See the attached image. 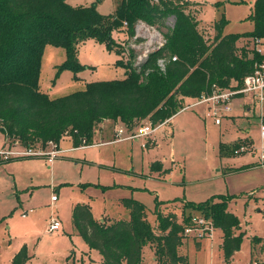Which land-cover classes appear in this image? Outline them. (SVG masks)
Returning <instances> with one entry per match:
<instances>
[{"label": "rangeland", "instance_id": "374dc122", "mask_svg": "<svg viewBox=\"0 0 264 264\" xmlns=\"http://www.w3.org/2000/svg\"><path fill=\"white\" fill-rule=\"evenodd\" d=\"M187 1L200 4L190 10L206 39L214 36L213 26L223 16L228 21L224 34L240 35L254 29L249 17L255 0ZM67 2L75 8L96 5L105 16L115 15L119 6V0ZM167 24L173 27L174 17ZM114 39L120 55L94 40L81 44L78 60L84 69L78 75L70 71L58 75V68L67 60L66 50L47 46L41 65L40 90L53 100L84 91L87 83L122 80L127 73L122 65L138 68L165 42L155 28L142 22L136 26L135 39L128 40L125 34L116 32ZM260 49L264 54V40ZM191 103L185 101V107ZM203 114V107L187 109L148 140L73 149L70 138L65 137L60 143L64 152L53 162L48 160L49 156L0 160V264H12L24 245L32 256L27 264H65L68 257L75 264H101V255L90 250L76 234L72 223L76 204L89 205L96 219L110 224L130 220L123 200L133 199L146 206L149 222L156 228L157 203L161 204L163 213L176 214L182 222L183 214L192 218L200 215L185 209L186 202L199 204L220 196L234 197L228 210L240 219L241 229L236 234L245 233L241 250L231 264H250L255 258L252 245L264 240V164L257 154L221 156L219 146L221 142L238 139L243 131H248L257 145H261L259 127L252 119H238L233 126L219 127L213 120H205ZM118 122L105 128L97 126L94 145L117 140L119 127L115 123ZM147 123L148 119L136 126ZM227 127L229 130L232 127L231 131L226 132ZM145 143L147 147L143 148ZM1 149L25 150L18 144L11 145L0 132ZM33 150L60 152L57 144L46 147L38 144ZM249 164L258 166L236 174L228 172ZM53 196L57 202L52 201ZM52 219L62 225L53 233L49 231ZM222 241L223 233L219 230L212 240L198 241L189 236L179 254L187 258L186 264H225L220 249ZM143 258L145 264H158L155 249L150 245L144 248Z\"/></svg>", "mask_w": 264, "mask_h": 264}, {"label": "trees", "instance_id": "16d2710c", "mask_svg": "<svg viewBox=\"0 0 264 264\" xmlns=\"http://www.w3.org/2000/svg\"><path fill=\"white\" fill-rule=\"evenodd\" d=\"M197 5L187 0H119L116 14L105 16L96 5L75 8L67 0H0V132L6 141L33 149L38 144L59 146L69 137L74 148L93 146L96 128L104 121H119L130 131L146 119L155 126L164 124L184 110L185 101L212 93L214 86L228 88L242 82L254 64L264 60L250 49L255 40H264V0L253 4L252 32L224 34L228 21L223 16L214 24L211 40L200 31L190 10ZM170 17L175 19L173 27L167 24ZM140 22L155 28L165 42L138 68L119 62L127 69L124 79L87 83L84 91L53 100L40 90L47 46L66 50L67 60L58 68V75L63 71L78 75L84 69L78 60L81 44L94 40L120 55L114 33L135 39ZM242 40L248 42L239 47ZM243 143L220 144V155L236 156ZM232 199L220 196L199 204L185 203V209L211 219L223 233L220 249L225 264H231L245 237V233L236 234L241 222L228 210ZM123 205L130 220L110 224L97 220L87 204L73 207L74 229L90 250L101 255V264H145L143 250L149 245L155 249L158 264L187 263L179 250L191 215L183 214L180 222L176 214L163 213L157 203L154 228L144 204L125 199ZM31 259L24 245L12 264H27Z\"/></svg>", "mask_w": 264, "mask_h": 264}, {"label": "built area", "instance_id": "2783aa9c", "mask_svg": "<svg viewBox=\"0 0 264 264\" xmlns=\"http://www.w3.org/2000/svg\"><path fill=\"white\" fill-rule=\"evenodd\" d=\"M253 48L258 54L263 55L260 49L261 40L254 41ZM175 60V59H174ZM190 105L184 108L181 112L197 107H203L205 110V119L213 120L216 126H221L225 120L233 117L235 108H240L242 117L246 119L256 120L261 145H257L254 139L247 137L244 143L237 148L235 155L257 154L260 162L264 164V60L254 64L252 73L246 76L242 82H234L228 88L214 86L210 94H204L200 98L192 101ZM167 123V122H166ZM164 124L153 125L151 122L138 126L130 131L128 128L119 129L117 132V140L111 143H119L127 140L148 139L153 136ZM54 145L53 143H50ZM103 145V144H99ZM146 148V143L142 145ZM60 152L34 151L33 149H25L24 151H6L0 150V160L8 161L10 157H45L49 156L48 160L53 162ZM2 158V159H1ZM53 201L57 200L56 196L52 197ZM25 216V215H24ZM62 227L61 222L52 219L50 222L49 231L56 232ZM216 231L215 225L211 219L197 215L192 218L191 225L186 227L184 231L185 237H194L198 241L205 239L212 240ZM255 258L250 264H264V240L258 242L253 247Z\"/></svg>", "mask_w": 264, "mask_h": 264}, {"label": "crops", "instance_id": "0c3cea01", "mask_svg": "<svg viewBox=\"0 0 264 264\" xmlns=\"http://www.w3.org/2000/svg\"><path fill=\"white\" fill-rule=\"evenodd\" d=\"M255 2V1H254ZM254 4V3H253ZM243 41V43L244 44H246L247 42H248V40L246 41H244V40H242ZM242 41L238 44V46L239 47H242L244 44H242ZM262 41L263 40H261V43H262ZM242 44V45H241ZM241 45V46H240ZM255 47V44H254V42L252 43V44H250V49L252 48H254ZM184 112V111H183ZM180 113H182V112H180ZM179 113V114H180ZM176 117V116H175ZM174 117V118H175ZM174 118H172L170 121H168L165 125H163L154 135H156L162 128H165L167 125H170L171 123H172V121H173V119ZM203 118L205 119V110H204V114H203ZM238 119H242V120H245L246 118H243L242 117V112H241V109L240 108H235V111H234V113H233V117L232 118H230V119H227V120H225L224 121V123L221 125V126H219V127H222V126H226V125H230V126H233V124H235V122L238 120ZM205 120H207V119H205ZM246 120H251V119H246ZM250 122V121H249ZM110 123H113L112 121H105V122H103V123H101L100 125H99V127L100 128H105L106 126H111V124ZM115 124H118V127H119V129H124L125 128V126L121 123V122H118V123H115ZM113 125H114V123H113ZM231 129H232V127H230V130L228 129V127L226 128V132H228V131H231ZM228 130V131H227ZM117 132V131H116ZM242 132V131H241ZM98 134V131L96 130V135ZM96 135H95V137H96ZM151 137H153V136H151ZM247 137H251L250 136V134H249V132L247 131H243L242 132V135L241 136H239L238 137V139H236V140H234V141H232L231 143H223V142H221L220 144H225V145H228V146H233L234 144H236V143H239V142H244V140L247 138ZM252 138V137H251ZM254 139V138H253ZM70 140H71V138H70ZM146 140H148V139H146ZM127 141H137V140H127ZM255 141V140H254ZM71 142H72V140H71ZM124 142H126V141H124ZM73 143V142H72ZM120 143V142H119ZM255 143H256V141H255ZM101 144H103V145H107V144H111V142H106V143H101ZM94 147L95 146H102V145H93ZM74 147V146H73ZM81 148H84V147H81ZM59 149H60V155H61V153H63L64 151L60 148V145H59ZM73 149H78V148H73ZM239 156H241V155H239ZM235 157H237V156H235ZM56 160V159H55ZM250 165H253V166H255L254 168H251V169H248V170H245V171H249V170H252V169H255L258 165L257 164H249V165H245V166H250ZM242 167H244V166H242ZM239 168H241V167H239ZM239 168H232V169H239ZM231 169V170H232ZM231 170L230 171H228V172H230V174L231 173H233V172H231ZM243 172V171H242ZM236 174V173H235ZM53 201V200H52ZM58 200H56V201H53V202H57ZM98 220V219H97ZM101 220H104V219H101ZM217 230V229H216ZM76 234H77V232H76ZM220 245H221V243H220ZM253 245H252V249H253ZM237 254V253H236ZM70 257H68L67 259H66V262H65V264H68V263H70ZM102 263V262H101Z\"/></svg>", "mask_w": 264, "mask_h": 264}]
</instances>
